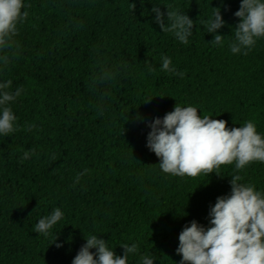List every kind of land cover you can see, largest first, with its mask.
<instances>
[{
	"label": "trees",
	"instance_id": "1",
	"mask_svg": "<svg viewBox=\"0 0 264 264\" xmlns=\"http://www.w3.org/2000/svg\"><path fill=\"white\" fill-rule=\"evenodd\" d=\"M23 2L29 15L14 38L19 47L7 68L0 64V83L23 87L10 105L19 130L0 136V264H72L90 233L119 256V246L136 243L128 264L143 254L179 264L180 232L193 220L210 226V208L231 192L234 165L221 166V177L165 175L146 147L148 123L177 103L229 129L253 120L264 136V39L247 55L229 49L241 0ZM169 4L197 21L187 45L154 22L157 5L167 24ZM211 8L225 21L215 33L223 47L211 45L214 35L200 22ZM162 56L184 76L160 71ZM102 67L115 78L94 84ZM239 174L264 192V163ZM57 207L64 217L52 234L33 232Z\"/></svg>",
	"mask_w": 264,
	"mask_h": 264
},
{
	"label": "clouds",
	"instance_id": "2",
	"mask_svg": "<svg viewBox=\"0 0 264 264\" xmlns=\"http://www.w3.org/2000/svg\"><path fill=\"white\" fill-rule=\"evenodd\" d=\"M24 7L23 0H0V64L4 68L19 47L14 38L19 34L18 26L29 15L27 11H22ZM132 8H135L134 4ZM164 8L167 10V24L165 13L157 5L152 8L154 22L163 33H172L176 40L187 45L197 21L194 23L186 13H181L171 4ZM234 15L239 23L232 32L234 38L229 43V49L232 54L247 55L259 40L264 39V0H241ZM200 22L207 33L214 35L211 45L223 47L225 37L215 34L225 26L221 9L211 8V15ZM161 61L160 71L181 78L184 76L172 66L171 58L162 56ZM148 70L156 71L151 64ZM115 75L114 70L102 67L93 83L110 81ZM12 84L10 79L0 83V136L19 130L10 105L21 96L23 87L12 91ZM199 113L195 106L182 107L176 103L172 112L148 123L150 131L146 147L159 159L156 167L165 175L183 179L201 174L209 177L214 173L221 177V166L234 165L231 192L218 197L210 208V226L205 228L193 220L180 232L176 249V254L182 257L179 264H264V192L250 182H242L243 177L239 174L254 162L264 163V136L258 133L253 120L229 129L227 121ZM33 127L35 125L29 126L28 130ZM34 153L35 149L24 151L21 163ZM51 158L55 160V154ZM87 171L85 169L76 176V183ZM63 217L64 213L57 207L39 219L33 232L48 237ZM99 237L91 233L84 237L85 244L72 264H128L130 255L139 254L138 245L133 243L119 246L124 250V255L119 256L108 242ZM57 239L58 236L53 244ZM56 247L62 245L56 244ZM139 264H155V257L140 255Z\"/></svg>",
	"mask_w": 264,
	"mask_h": 264
}]
</instances>
